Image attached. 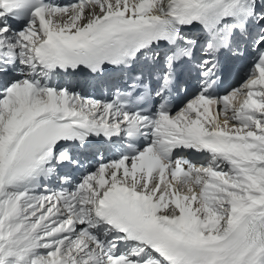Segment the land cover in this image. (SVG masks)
I'll use <instances>...</instances> for the list:
<instances>
[{
  "label": "snow or ice",
  "instance_id": "6c2138e0",
  "mask_svg": "<svg viewBox=\"0 0 264 264\" xmlns=\"http://www.w3.org/2000/svg\"><path fill=\"white\" fill-rule=\"evenodd\" d=\"M0 264H264V0H0Z\"/></svg>",
  "mask_w": 264,
  "mask_h": 264
},
{
  "label": "bare ground",
  "instance_id": "6f19581e",
  "mask_svg": "<svg viewBox=\"0 0 264 264\" xmlns=\"http://www.w3.org/2000/svg\"><path fill=\"white\" fill-rule=\"evenodd\" d=\"M73 83V85L75 84V82H72ZM81 83H82V81H81ZM77 90H80V89H77ZM86 95L88 94V93H85Z\"/></svg>",
  "mask_w": 264,
  "mask_h": 264
}]
</instances>
